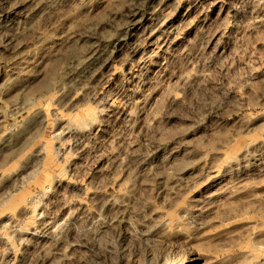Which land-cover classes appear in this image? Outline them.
<instances>
[{"label":"rangeland","instance_id":"rangeland-1","mask_svg":"<svg viewBox=\"0 0 264 264\" xmlns=\"http://www.w3.org/2000/svg\"><path fill=\"white\" fill-rule=\"evenodd\" d=\"M43 1L0 0V264H264V0Z\"/></svg>","mask_w":264,"mask_h":264},{"label":"bare ground","instance_id":"bare-ground-1","mask_svg":"<svg viewBox=\"0 0 264 264\" xmlns=\"http://www.w3.org/2000/svg\"><path fill=\"white\" fill-rule=\"evenodd\" d=\"M33 1H36V0H33ZM74 1H76V0H47L45 2L43 1L42 6L40 5L41 6L40 11L42 13H47V12L52 11L54 8H56L62 4L74 5V3H75ZM21 2H25V1H21ZM135 18H136V16L133 15L132 20L130 21V25H128L129 28H131V26L136 24ZM106 43L109 44L108 41ZM91 49H93V47ZM95 52H97V51H94V53ZM94 53H92L90 56L86 57L84 60L77 62V64H76L77 68L75 69L74 73H72L73 77H74V82H72L73 84L72 85L70 84L71 86H68V85L64 86L62 88V90L66 89V88L67 89L72 88V90H74V89L76 90L81 86L83 78H88L91 76V74L93 73V69H95L94 64H95V61H96L95 58L97 55L96 53L95 54ZM4 141H5V139H4Z\"/></svg>","mask_w":264,"mask_h":264}]
</instances>
